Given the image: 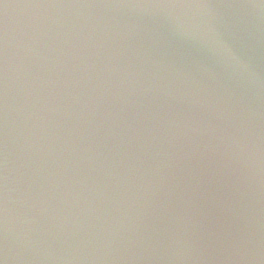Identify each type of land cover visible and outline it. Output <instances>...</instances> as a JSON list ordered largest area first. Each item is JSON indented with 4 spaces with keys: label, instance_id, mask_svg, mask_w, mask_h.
I'll use <instances>...</instances> for the list:
<instances>
[{
    "label": "water",
    "instance_id": "water-1",
    "mask_svg": "<svg viewBox=\"0 0 264 264\" xmlns=\"http://www.w3.org/2000/svg\"><path fill=\"white\" fill-rule=\"evenodd\" d=\"M2 264H264V0H0Z\"/></svg>",
    "mask_w": 264,
    "mask_h": 264
},
{
    "label": "snow or ice",
    "instance_id": "snow-or-ice-1",
    "mask_svg": "<svg viewBox=\"0 0 264 264\" xmlns=\"http://www.w3.org/2000/svg\"><path fill=\"white\" fill-rule=\"evenodd\" d=\"M0 264H2V261H0Z\"/></svg>",
    "mask_w": 264,
    "mask_h": 264
}]
</instances>
